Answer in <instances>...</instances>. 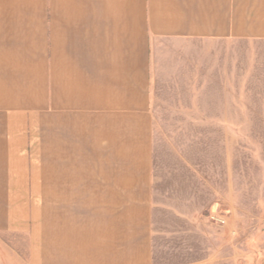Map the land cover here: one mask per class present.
Listing matches in <instances>:
<instances>
[{"label":"crops","instance_id":"0c3cea01","mask_svg":"<svg viewBox=\"0 0 264 264\" xmlns=\"http://www.w3.org/2000/svg\"><path fill=\"white\" fill-rule=\"evenodd\" d=\"M237 43H264V0H0V238L29 264H152L155 107L236 90Z\"/></svg>","mask_w":264,"mask_h":264},{"label":"rangeland","instance_id":"374dc122","mask_svg":"<svg viewBox=\"0 0 264 264\" xmlns=\"http://www.w3.org/2000/svg\"><path fill=\"white\" fill-rule=\"evenodd\" d=\"M231 57L236 90L206 83L182 100L184 117L179 102L155 107L153 192L142 204L152 264H264V43H237ZM30 242L23 231L2 236L0 264H29Z\"/></svg>","mask_w":264,"mask_h":264}]
</instances>
